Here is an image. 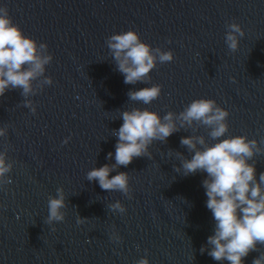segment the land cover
Listing matches in <instances>:
<instances>
[{
  "label": "water",
  "instance_id": "1",
  "mask_svg": "<svg viewBox=\"0 0 264 264\" xmlns=\"http://www.w3.org/2000/svg\"><path fill=\"white\" fill-rule=\"evenodd\" d=\"M0 7L53 56L45 72L53 83L29 97L35 114L23 106L20 89L0 97V127L8 128L0 151L14 162L12 183L0 187V264H136L145 255L150 264H229L200 252L215 226L202 186L207 174L175 171L191 158L181 138L207 139L204 127L156 141L151 158L111 172L109 178L128 173L130 199L86 177L115 163L112 130L123 123L121 111L136 107L163 117L194 99H213L230 113L228 135H246L264 148V0H0ZM230 22L245 32L236 51L225 43ZM128 30L174 53L148 82L125 84L109 55L107 37ZM155 84L161 95L151 104L129 100L130 90ZM255 159L258 180L264 154ZM58 187L66 215L49 225L48 198ZM117 200L125 213L109 208ZM78 215L87 220L78 224ZM258 248L244 264L264 252Z\"/></svg>",
  "mask_w": 264,
  "mask_h": 264
},
{
  "label": "clouds",
  "instance_id": "2",
  "mask_svg": "<svg viewBox=\"0 0 264 264\" xmlns=\"http://www.w3.org/2000/svg\"><path fill=\"white\" fill-rule=\"evenodd\" d=\"M226 29L225 43L231 51H236L245 32L236 22L226 24ZM106 45L117 71L124 75L125 84L148 82L151 71L158 63L174 60L173 51L153 48L142 41L134 30L110 35ZM52 59L48 45L26 36L13 22L7 7H0V97L6 91L20 89L24 97L23 106L35 114L36 106L29 97L53 83L52 78L45 75L46 66ZM161 89V85L155 84L130 90L128 97L149 105L160 97ZM229 115L227 109L209 98L194 99L179 113L168 111L163 117L148 108L123 110L120 116L122 125L118 130H112L113 136L118 137L115 163L92 168L86 178L98 182L103 190L119 191L130 199L128 173L118 172L109 178L111 172L121 166L127 167L134 158H151L150 146L156 141L166 143L173 133L184 129H192L195 133L204 127L208 130L207 139L197 134L181 138V146L187 148L191 158H184L175 171L182 172L184 176L197 172L207 174L202 186L215 226L214 234L207 238V244L201 247L200 252L207 251L216 261L244 264V258L250 252L259 251L258 245L264 246V172L257 180L255 159L257 154H264V148L256 139H249L246 135H228ZM7 132L6 126L0 127V137H5ZM69 139L66 138L63 143L66 144ZM209 140L214 143H209ZM7 157V149L0 151V187L12 183L7 174L12 171L14 162ZM112 158L113 153L109 152L107 159ZM67 206L64 189L58 187L56 195L48 198L46 223L63 222L66 215L63 209ZM109 208L121 214L127 211L119 200L110 204ZM86 220L78 215L77 223L82 224ZM111 238L121 240L115 232ZM136 264H150L147 255L137 260ZM252 264H264V252H260Z\"/></svg>",
  "mask_w": 264,
  "mask_h": 264
}]
</instances>
